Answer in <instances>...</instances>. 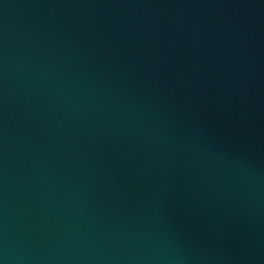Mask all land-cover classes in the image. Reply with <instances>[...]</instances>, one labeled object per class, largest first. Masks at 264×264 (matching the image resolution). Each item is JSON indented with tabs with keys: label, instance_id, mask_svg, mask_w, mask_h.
I'll list each match as a JSON object with an SVG mask.
<instances>
[{
	"label": "water",
	"instance_id": "water-1",
	"mask_svg": "<svg viewBox=\"0 0 264 264\" xmlns=\"http://www.w3.org/2000/svg\"><path fill=\"white\" fill-rule=\"evenodd\" d=\"M0 264H264V0H0Z\"/></svg>",
	"mask_w": 264,
	"mask_h": 264
}]
</instances>
